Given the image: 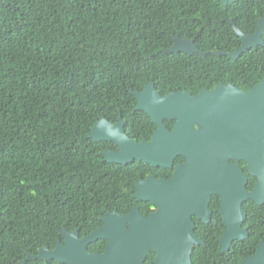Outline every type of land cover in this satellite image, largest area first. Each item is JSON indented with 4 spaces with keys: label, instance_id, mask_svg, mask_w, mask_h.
<instances>
[{
    "label": "trees",
    "instance_id": "trees-1",
    "mask_svg": "<svg viewBox=\"0 0 264 264\" xmlns=\"http://www.w3.org/2000/svg\"><path fill=\"white\" fill-rule=\"evenodd\" d=\"M260 17L264 0H0V264H66L25 260L54 250L63 230L87 237L106 214L142 206L141 164L105 161L92 126L119 115L148 123L133 93L150 83L160 96L228 81L252 88L264 78V45L238 58L219 53L239 46L231 22L253 32ZM176 38L198 53H168ZM219 207L210 202L209 224L195 220L202 243L191 264H244L264 242V204L249 200L248 237L222 252Z\"/></svg>",
    "mask_w": 264,
    "mask_h": 264
},
{
    "label": "water",
    "instance_id": "water-1",
    "mask_svg": "<svg viewBox=\"0 0 264 264\" xmlns=\"http://www.w3.org/2000/svg\"><path fill=\"white\" fill-rule=\"evenodd\" d=\"M220 1L227 4L233 0ZM231 24L234 32L241 36L243 46L235 52L219 55L235 58L248 51L251 39H259L264 33V19L258 21L257 32L252 37L242 35L234 23ZM187 43L192 44V41L176 38L168 53L193 54L195 47L186 50L184 44ZM133 96L137 101L135 109L145 112L159 126L160 135L157 132L151 146L123 137L124 143L117 142L121 152L105 153L103 158L108 163L120 165L143 161L152 166L170 167L176 156L185 157L187 165L177 166L176 177L171 182L156 184L149 193H143L139 184L135 186L134 197L150 201L159 211L147 218L140 216L137 209L127 215L108 213L101 219L103 226L89 236L79 238L77 230L73 233L62 231L63 243L57 242L54 250L40 249L36 256H27L25 261L32 258L66 264H143L148 253L153 251L156 254L154 264H191L193 247L202 243L194 233L192 216L209 223V197L202 198V202H184V197H175L172 191L184 187L187 175L212 171L230 174L237 181L239 171L228 166V156L244 159L257 183L250 194L236 181L231 184L222 179V183L217 182L213 187V193L221 196L219 214L225 225L219 239L221 251H227L235 240L248 237L247 229L242 228L246 218L242 205L248 198L258 205L264 204V79L248 92L229 86L227 90L218 87L212 92L201 91L198 96L176 92L161 97L150 84ZM166 119H176L177 123L172 134L163 135L162 124ZM120 123L119 116L118 125ZM103 124L104 128H98ZM106 124L103 119L96 122L88 137L95 142L114 140ZM195 124L200 126L197 131L193 130ZM99 129L101 131L95 133ZM100 239L108 242L103 253L87 252L88 245ZM244 264H264V242L259 243L255 254Z\"/></svg>",
    "mask_w": 264,
    "mask_h": 264
},
{
    "label": "flooded vegetation",
    "instance_id": "flooded-vegetation-1",
    "mask_svg": "<svg viewBox=\"0 0 264 264\" xmlns=\"http://www.w3.org/2000/svg\"><path fill=\"white\" fill-rule=\"evenodd\" d=\"M261 19H264V17H260L257 20V24H256V27H255L253 32H243L240 28H237L235 24L234 25H235L236 29H238L242 35L252 37L256 34L257 29H258V21ZM235 35L239 39V46L237 48H235L233 52L241 49L243 46L241 36H239L236 33H235ZM263 38H264V33L261 35V37L259 39H251L250 40L251 41L250 48L248 49V51L243 52L241 54L248 53L251 50H257L259 47L263 46L264 45ZM182 40H185V39H182ZM174 44H175V40H174ZM192 45H193V47H195L193 41H192ZM195 49H196V47H195ZM194 53H198V50L196 49V51ZM202 54L203 53H201V55ZM241 54H239L235 58H238ZM204 55L205 54H203L202 56H204ZM150 84L154 88L153 83H150ZM150 84H147V85H150ZM257 84H254L253 87L250 89H242V88L236 86L235 84H233L232 82L228 81L225 84H217L212 89H207V88L200 89L198 92V95L200 94L201 91L212 92V91H215L218 87H221V88H224L227 90V88L229 86H231V88H234L240 92H248V91H251ZM146 86H144V88ZM155 91L159 94V92L157 90H155ZM179 92H182V91H179ZM185 93H188V92H185ZM198 95H196V96H198ZM165 96H167V95H165ZM161 97H164V96H161ZM119 116L115 121L103 119V120L107 121L106 129L114 137V140H111V141L110 140H101V141H99V142H105L106 143L104 145V149L101 152L102 156L105 153L106 154L109 153L110 155H113L114 153L119 154L121 152V147L118 143H124V141H122V139H121L123 137H125L128 141H131V142H134L137 144L143 143L146 146H151L153 143L154 137L157 135V132L160 135L159 126L156 125L155 123H153L151 121V119L149 120L148 123H146L144 121L145 124H139L138 126H136L134 123H141L139 121H136V120L129 121V120L121 119V123H120V125H118ZM176 123H177L176 119L164 120L163 124H162L163 129H164L162 134L163 135L167 134V133L172 134L174 132V128L176 126ZM101 127L104 128L105 124L99 126L98 128H101ZM199 129H200V126L195 124L193 127V130L197 131ZM100 131H101L100 129L96 130L95 133L100 132ZM226 162H227L228 166H234L237 168V171H239L238 174L240 176H238L237 181L234 179L235 176L232 177V175L230 176V174H225L222 171H220V172H218V171L213 172L212 171L209 174H203V175H189V176L187 175L185 177L184 187H179L176 190L173 189L172 194L175 197H176V195H178L179 197H184L185 198V199H183L184 202H202V200H203L202 198H204L205 196L209 197V202H221V196L217 193H213V191L215 190V189H213V187H215V184L217 182L222 183L221 182L222 179L223 180L224 179L229 180V182H231V184H234L233 182H235V181L242 183V187L247 191L248 194H250L253 191V189L257 183V178L250 174L248 163L244 159L237 158L236 156H228L226 159ZM139 163L141 164L140 169L142 171V174L138 178V180L135 182L134 189L136 192L135 186L137 184H139V189L143 193H145V191L149 193L150 191H152V188L157 187L156 184H159L162 182L168 183V182H171L173 179H175L176 172H177V170H176L177 166L187 165V159L183 156H176L174 159H172L170 167L152 166L149 163H145L143 161H140ZM241 175H243V176H241ZM244 178H245V181H244ZM205 187H206V189H205ZM134 195H135V193H134ZM249 200H251V199L248 198L244 202H247ZM137 201L142 202L143 203L142 206H135L131 209L130 212H132L133 209H137L140 216L147 218V217H149V216H151V215H153L159 211V209L156 206H153L152 204L148 203L150 201H144V200H137ZM147 203L150 204V206ZM209 205H210V203H209ZM209 205H208V208H209ZM219 210H220V207H219ZM142 211L144 214L142 213ZM209 211H210V218H209V223H210L212 211L210 209H209ZM129 213H127V214H129ZM127 214H124V215H127ZM195 220L202 222L201 220L198 219L197 216H192V222L194 223V233H195V229H196ZM209 223H203V224L207 225ZM63 231H65V230H63ZM223 232H222V234H223ZM222 234H221V236H222ZM195 235H196V233H195ZM220 237H219V239H220ZM219 239H218V242H219ZM57 242H59V241H57ZM63 242H64V239H63ZM219 245H220V243H219ZM220 247H221V245H220ZM87 252H89V251L87 250ZM89 253H98V252L93 251V252H89Z\"/></svg>",
    "mask_w": 264,
    "mask_h": 264
},
{
    "label": "rangeland",
    "instance_id": "rangeland-1",
    "mask_svg": "<svg viewBox=\"0 0 264 264\" xmlns=\"http://www.w3.org/2000/svg\"><path fill=\"white\" fill-rule=\"evenodd\" d=\"M180 40H182V39H180ZM184 47L186 50H192L194 48L192 44H188V43H187V45L184 44Z\"/></svg>",
    "mask_w": 264,
    "mask_h": 264
}]
</instances>
